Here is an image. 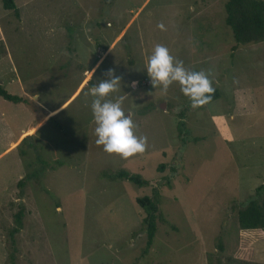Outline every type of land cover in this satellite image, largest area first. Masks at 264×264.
Here are the masks:
<instances>
[{"label": "rangeland", "instance_id": "1", "mask_svg": "<svg viewBox=\"0 0 264 264\" xmlns=\"http://www.w3.org/2000/svg\"><path fill=\"white\" fill-rule=\"evenodd\" d=\"M227 1L14 0L15 16L0 0V86L27 102L0 97V264H264V231L237 223L264 186V41L234 48ZM157 44L219 98L193 109L178 83L154 88ZM109 68V99L148 138L128 159L95 143L86 93ZM154 189L165 222L146 249L136 199Z\"/></svg>", "mask_w": 264, "mask_h": 264}, {"label": "clouds", "instance_id": "2", "mask_svg": "<svg viewBox=\"0 0 264 264\" xmlns=\"http://www.w3.org/2000/svg\"><path fill=\"white\" fill-rule=\"evenodd\" d=\"M162 31L165 25H157ZM147 75L154 88H161L165 93L174 83H178L180 91L186 96L193 109L203 107L211 101L215 88L208 74L201 71H192L185 67L184 62L170 54L169 49L157 44L146 62ZM106 79L88 89L90 95L91 112L94 120L95 143L102 146L109 155L115 154L122 159H128L137 154H143L148 147V138L137 135V125L132 114L126 113L121 99L112 100L109 97L120 90L121 77L115 70L109 68L104 73ZM137 81L131 87L137 86Z\"/></svg>", "mask_w": 264, "mask_h": 264}, {"label": "trees", "instance_id": "3", "mask_svg": "<svg viewBox=\"0 0 264 264\" xmlns=\"http://www.w3.org/2000/svg\"><path fill=\"white\" fill-rule=\"evenodd\" d=\"M3 9L12 11L18 16V9L14 0H2ZM225 26L230 29L235 47L250 43H259L264 41V2L259 0H228L224 5ZM89 83V80H88ZM0 97L13 102L27 103L20 97L8 94L0 86ZM219 98L217 90L212 95L211 103ZM162 168V167H161ZM160 168V169H161ZM115 179H120L132 183L141 188L147 186L139 175H132L126 171H119L115 175ZM22 180L18 182L22 186ZM152 197L137 198V205L143 210L145 217L143 219L144 231L146 232V249L153 242L156 233V219H161L159 203L160 195L156 189L152 191ZM17 223H21L20 215H16ZM238 228L242 231L263 230L264 231V186L256 188L253 198L248 200L244 208L237 212Z\"/></svg>", "mask_w": 264, "mask_h": 264}, {"label": "water", "instance_id": "4", "mask_svg": "<svg viewBox=\"0 0 264 264\" xmlns=\"http://www.w3.org/2000/svg\"><path fill=\"white\" fill-rule=\"evenodd\" d=\"M161 106V108H164V105L162 104V105H160Z\"/></svg>", "mask_w": 264, "mask_h": 264}]
</instances>
